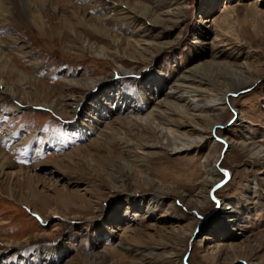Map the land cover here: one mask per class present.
<instances>
[{
    "label": "rangeland",
    "instance_id": "1",
    "mask_svg": "<svg viewBox=\"0 0 264 264\" xmlns=\"http://www.w3.org/2000/svg\"><path fill=\"white\" fill-rule=\"evenodd\" d=\"M34 1L44 24L0 27L15 64L0 63V81L17 89L0 91V135L17 136L0 143L16 162L0 184V264H264V159L241 148L264 149V0ZM153 43L157 53L142 50ZM218 52L252 83L229 85L221 123L200 148L173 154L147 113ZM206 72L226 85L228 73ZM219 154L215 199L209 186L199 206ZM33 186L42 215L23 204Z\"/></svg>",
    "mask_w": 264,
    "mask_h": 264
},
{
    "label": "bare ground",
    "instance_id": "2",
    "mask_svg": "<svg viewBox=\"0 0 264 264\" xmlns=\"http://www.w3.org/2000/svg\"><path fill=\"white\" fill-rule=\"evenodd\" d=\"M118 4L121 6L123 4L128 6L129 15H132L133 18L135 19L137 18L144 19L146 17L144 14H141L140 12L136 10V8H134L136 7V5L135 6L133 5L134 7H132L128 4V2L126 3L124 1L123 2L119 1ZM105 5L107 4L105 3ZM105 8H108V7L105 6ZM105 8H102V9L105 10L106 12L107 9ZM166 14L167 16H169L168 15L169 12H167ZM45 18H46V15L41 11L38 5H36V2L34 0H0V27L6 26L11 23H17L18 25H23L24 22H27V21L31 22L33 25L36 23L44 24ZM107 18L103 17L102 20H107ZM163 18H167V17H163ZM162 19H161V16H159V17H156L155 21L157 20V22H159V21H162ZM83 21H84V18L81 19V22H79V25L84 24L86 27H89V28L91 27L96 32L99 31L98 30L99 28L96 26V24L90 26L86 23L87 21H84V23ZM155 21L154 23L156 24ZM65 26L69 27L73 31L76 28L75 23H70V24L66 23ZM147 42L145 41L144 43H147ZM223 42H226V41L224 40ZM159 44H154V45L149 44V46L147 45L145 47L143 46L141 47H143L142 48L143 51L153 54V53H157V51L160 50ZM228 45L230 44L228 43ZM7 46L8 45L5 42H3L2 39L0 38V63L3 64V66H6L7 64H13V61L9 57ZM221 54L222 52H218L216 56H213L209 64L208 63H206V65L204 64L205 65L204 69L198 66L192 69L190 73L186 72V74H182L180 78L177 79L176 82L172 85V88L174 90L172 92H169V95L165 101L163 100L164 102L161 104L162 107L160 106L158 108H152L147 113V119L150 120V125L151 126L154 125L152 127L154 129H158L159 131H161L162 134L165 133L164 137L165 139H167V143L172 144L174 146L173 154H179L182 152H187L189 150L200 148L201 144L203 143L202 141L205 138L207 139L209 137L208 135L210 134L211 131L215 129L216 125L221 123L222 116L224 113V107H221V105L223 104L221 100L222 99L225 100V97L228 93L236 92V90L234 91L232 88L229 87V85H232V83L233 84L237 83L238 81H240L241 86L249 85L250 83H252V80L249 79L250 76H248L246 72L242 69L243 66L241 64L239 65V64H236V62H231L229 59L219 60L220 58L219 56H221ZM206 68L215 69V71L217 70L218 72L224 71V73H228L229 77H228V81L226 85L224 84L221 85L222 82L217 80L218 78L216 75H209V73L206 72ZM40 69L41 67L35 68L36 71H40ZM30 79L32 78L30 77ZM224 81H226V79H224ZM207 86H217L219 89L218 91L215 90L214 93H211L212 90H209ZM0 91L11 97H15L17 93L16 88H10L9 86H6L3 80L0 81ZM26 98L29 99L28 97ZM136 99H138V101L141 103L139 108L142 107L145 110L146 109L145 102L147 101L143 102V100L141 101L139 97H137ZM184 99H188V101L187 103L183 104L181 101H183ZM52 108H53V105H52ZM139 108L133 109L134 112H137ZM136 123H139V122L137 121ZM145 126H147V124ZM147 128L149 127L147 126ZM16 137L17 136L11 132H4L0 135V143L4 144V142L6 143V142H11V141L13 143ZM24 144H25L24 141L16 142L13 145L12 149L18 150L22 148ZM130 144L132 145V143H128V145ZM145 147L155 149L159 147V145L158 143L153 142V143L145 144ZM241 148L244 151H247L248 154L251 156L262 157L264 159V149L262 148H257L255 145H248L245 141L241 142ZM136 149L141 150V151L144 150V148H142L141 145H138ZM220 159H221V154H219L218 158L216 157L215 165L205 166V169H204L205 179L203 181L204 184L202 185L200 184L201 187L198 189L197 194L193 196L194 201L197 202L199 206L203 205L205 201L208 199V196H206L205 193L209 186L213 187V189L210 191L211 197H213L212 195H214L215 193L214 191L216 189V186L218 185L217 182L219 181V178L221 177L220 176V171H221ZM20 167L21 169L19 170H23V172H26L27 174L29 173L28 167L24 168V165H20ZM15 168H16V162L11 158L10 154L0 149V184H4L5 181L8 180V179L6 180V178L8 177L7 171L8 170L12 171ZM17 172L19 171L17 170ZM227 174L228 176H230V172L227 171ZM163 190H165L163 191L164 194H169L171 191L170 188H165V189L163 188ZM186 196L188 195L183 194V197H185V199H186ZM30 198L36 201L40 199L39 194L37 193L34 186L31 187V189H29L27 195L25 196L23 204H25L28 207H31V210H33L37 214L40 213L42 215V213L36 209L35 203L32 204ZM158 201H159L158 198L156 197L152 198V200L149 201L148 206L146 207V210H145L146 213H150V211L153 209V207H155V204ZM226 206L230 207L229 204H227ZM56 213L54 212L52 215L54 216ZM157 253L159 252L157 251ZM168 254L169 252H166V251L161 253V255L166 256V257ZM173 254L174 253H171V255Z\"/></svg>",
    "mask_w": 264,
    "mask_h": 264
},
{
    "label": "snow or ice",
    "instance_id": "3",
    "mask_svg": "<svg viewBox=\"0 0 264 264\" xmlns=\"http://www.w3.org/2000/svg\"><path fill=\"white\" fill-rule=\"evenodd\" d=\"M213 199H215V197H213Z\"/></svg>",
    "mask_w": 264,
    "mask_h": 264
}]
</instances>
